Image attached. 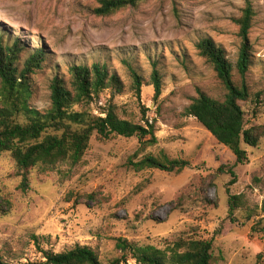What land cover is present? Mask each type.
<instances>
[{
    "label": "rangeland",
    "instance_id": "obj_1",
    "mask_svg": "<svg viewBox=\"0 0 264 264\" xmlns=\"http://www.w3.org/2000/svg\"><path fill=\"white\" fill-rule=\"evenodd\" d=\"M100 1L0 0V30L21 38V67L43 41L47 58L32 74L33 107H50L52 79L61 76L69 82L73 64L102 62L122 85L119 91L107 88L96 95L90 104L93 114L113 106L123 119L142 125L149 120L157 142L142 149L136 136L102 139L95 132L81 164L34 168L26 191L11 154H1L0 191L9 193L13 207L0 215V254L12 264H42V250L63 252L80 244L94 248L105 264L122 257L121 264H140L118 247L120 239L161 248L180 238L209 239L218 264H264V138L257 147L243 144L248 160L236 164L228 147L184 114L200 90L223 99L226 89L196 43L211 37L236 63L241 38L235 19L246 0H145L108 16L95 12ZM251 2V97L241 101L247 127L264 123V0ZM153 61L164 81L157 99ZM131 68L144 79L140 89ZM234 75L240 80L237 68ZM161 151L189 166L180 173L137 172L130 164ZM231 166L236 182L230 185ZM195 186L212 204L191 199ZM90 193L94 198L82 196ZM230 194L245 202L232 216ZM182 196L185 202L175 205Z\"/></svg>",
    "mask_w": 264,
    "mask_h": 264
},
{
    "label": "trees",
    "instance_id": "obj_2",
    "mask_svg": "<svg viewBox=\"0 0 264 264\" xmlns=\"http://www.w3.org/2000/svg\"><path fill=\"white\" fill-rule=\"evenodd\" d=\"M142 1L145 0H101L95 12L108 16L126 7L137 6ZM254 18V6L251 0H246L241 15L235 19L241 38L236 63L228 58L225 48L211 37H204L196 43L200 55L214 67L226 93L223 99H218L200 90L184 111L185 115L197 119L220 144L234 153L236 164H244L248 160V152L243 144L257 147L264 138V123L247 127L241 105V101L251 97L247 74L254 64V49L250 41ZM11 37L9 33L0 30V155L9 152L23 172L20 184L23 191L28 188V175L34 168L48 170L65 162L71 166L81 164L95 132L102 139L116 135L136 136L142 149L157 142L155 126L149 120L146 125H142L123 119L113 106L102 109L98 115L93 114L90 104L94 97L107 88L119 91L122 85L118 75L102 62L73 64L69 68V82L61 76L52 79L50 107L45 110L33 107L32 74L42 68L47 51L41 41L42 47L28 56L21 67L20 56L24 45L20 37ZM235 68L240 74V80L235 79ZM131 69L134 83L140 89L144 79L134 68ZM151 83L157 99L164 83L158 61H153ZM76 104H81L82 108L76 109ZM22 115L26 117L24 122L20 121ZM51 129L53 131L49 132ZM130 164L137 172L155 168L180 173L189 166L187 160L171 159L164 151L158 155L144 156L136 162L131 160ZM225 168L222 166L219 171L223 172ZM227 170L233 177L230 185L234 184L236 174L233 167H227ZM94 194L82 196L94 198ZM191 199L204 200L210 204L213 202L200 186L194 187ZM184 202L185 196H182L174 204L180 206ZM244 205L240 195H229L230 216ZM12 207L9 193L2 189L0 215L9 214ZM262 231L264 233V228ZM118 247L140 264H218L217 257L212 253L213 241L209 239L180 238L167 243L164 248L152 244L138 245L120 239ZM42 254L45 258L42 264H105L98 252L88 245L77 244L63 252L42 250ZM124 259L126 257L117 258L110 264H121ZM0 264L12 263L0 254Z\"/></svg>",
    "mask_w": 264,
    "mask_h": 264
},
{
    "label": "built area",
    "instance_id": "obj_3",
    "mask_svg": "<svg viewBox=\"0 0 264 264\" xmlns=\"http://www.w3.org/2000/svg\"><path fill=\"white\" fill-rule=\"evenodd\" d=\"M102 115H104V114H102Z\"/></svg>",
    "mask_w": 264,
    "mask_h": 264
}]
</instances>
